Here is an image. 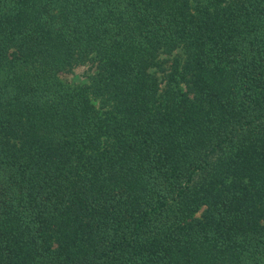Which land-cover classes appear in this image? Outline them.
Instances as JSON below:
<instances>
[{
    "label": "trees",
    "instance_id": "obj_1",
    "mask_svg": "<svg viewBox=\"0 0 264 264\" xmlns=\"http://www.w3.org/2000/svg\"><path fill=\"white\" fill-rule=\"evenodd\" d=\"M0 264H264V0H0Z\"/></svg>",
    "mask_w": 264,
    "mask_h": 264
},
{
    "label": "rangeland",
    "instance_id": "obj_2",
    "mask_svg": "<svg viewBox=\"0 0 264 264\" xmlns=\"http://www.w3.org/2000/svg\"><path fill=\"white\" fill-rule=\"evenodd\" d=\"M163 58H173V56H163ZM93 71L92 68L89 65L81 66L73 70V72L68 74H62L61 78L65 82L68 83H74V84H85L90 83L89 78L92 75ZM95 104L98 106V103L95 102Z\"/></svg>",
    "mask_w": 264,
    "mask_h": 264
}]
</instances>
